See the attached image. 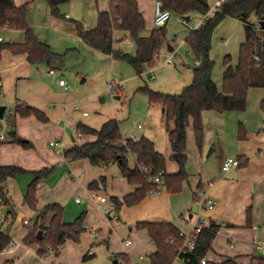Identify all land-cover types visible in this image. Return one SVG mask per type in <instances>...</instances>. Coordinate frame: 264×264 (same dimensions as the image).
I'll list each match as a JSON object with an SVG mask.
<instances>
[{
	"label": "crops",
	"instance_id": "1",
	"mask_svg": "<svg viewBox=\"0 0 264 264\" xmlns=\"http://www.w3.org/2000/svg\"><path fill=\"white\" fill-rule=\"evenodd\" d=\"M206 1L209 4V6H211L215 3L216 0H206ZM13 2L17 6L24 3L26 4L27 22L31 27L33 33L35 34V36L39 41L49 45L52 51L57 54V56L50 63L44 61V62H38L32 64L27 60L26 53L23 52L13 53L6 48L1 51L0 105H5L2 121L5 122L9 117V115L13 113L14 106L17 103H26L28 105L36 107L37 109L43 111L50 120L57 119L64 112V115L67 116L66 122L68 123V126H71V128L74 129V134L73 133L70 134L71 142L67 140L68 141L67 143L70 144H68L66 147H65L66 142L63 140L57 141L59 142V144L57 145H52V146L62 147L61 148L62 151L60 153L62 154L63 159L62 157H59V159L58 157L54 158L55 159L54 163L55 162L58 163L57 164L58 166L57 167L51 166L54 167V172L46 179L41 180L38 183L37 188L40 189V186L42 184H48V182H52L51 180H54L57 176H60L61 172H63L65 174H69L70 178H73L76 175L80 176L81 185L83 183V185L88 186L89 191H93V193L89 195H92L93 197H95L96 195H102L99 192L101 191L102 188L103 189L106 188V183L108 178L105 176L106 172H100L98 174L101 175L100 179H97L95 174L91 176H85V173L82 172V170H79L77 167H80L81 165L85 166L86 163L85 164L81 163L79 165L77 162L78 160L79 161L86 159L88 160V158L68 159L64 157L63 153L67 149H70L75 145L84 143V142L76 143L77 139L80 137H83V139H89V140H85V142L94 140L95 137L91 134H85V135L79 134V132L77 131V124L79 122L84 123L85 125L91 128H99L98 123H100L101 125L103 122L110 119V117L109 118L105 116L99 117L97 123L93 124V122L84 121L85 119L84 117H88L89 115L86 110H82L81 115L80 116L77 115L75 118L73 117L75 119L73 120L72 118L73 110L77 109L78 107L76 104L77 101L78 103L84 104L88 102L86 101L87 98L84 99L82 97L76 100L72 93L73 90H68L69 85L66 84V82H65L66 86H61L59 85V83L58 86H54L51 83L50 78H48L47 75H43V70H45L44 66L46 65L48 67L47 70L48 74L53 75L55 73L54 69L57 68L55 65H60L62 67L59 69L62 68L65 70L67 69L69 72L72 73V75L78 74L80 76L81 81L83 82L87 80V76L85 72H82L83 69L82 65L86 59H90L89 57H91L99 61H105L106 58H108V60H110L111 63L110 69L111 71H114V69L119 64L117 63L119 62V60L115 59L112 56V54L103 53L102 51L90 46L87 43V41L81 38L79 32L77 31L76 23L74 22V21H78L79 23H81L84 29L93 28L96 25L98 12L107 10L109 8L110 1L108 3V6L105 7L104 3L106 2L104 1L102 4H99L98 0H69L57 6L60 16H57L51 12V8L46 0H13ZM137 6L139 9L138 2H137ZM85 8H88V10H90L89 13L93 14L95 17L94 23L92 25H88L85 22V20L81 19L80 16L77 15L78 12L84 10ZM191 14H195L198 16V18L193 23L190 20ZM202 15L203 16L205 15V18L208 17L206 14H202L195 11H193L188 15V19H187L188 24L187 25L182 24L183 26L187 27V30L182 35L181 44H177L176 46L169 40L163 41V46L160 49L158 58L160 57L161 54H166L165 59L162 63L167 66H172L173 64L174 67H172V69L170 68L167 70L155 69V76L157 75V78L154 79V76H150V79H154L150 83V85L142 76L143 72L140 75L135 73V75L138 77L140 81L139 85L136 86V89L140 86H143L144 84H147L153 90H157L164 93L177 94L182 90L183 87L187 86L191 82L192 68L196 66L199 63V61L190 52L184 39L191 29L198 28L204 22L205 19H203ZM59 19L60 21H58ZM61 21L62 23H59ZM178 21H179V17H178ZM248 21L250 22L255 21V16L254 15H252V17L250 16L248 18ZM150 31L151 30L146 31L144 28L143 34L148 35ZM24 36H25L24 32L18 29L3 28L0 31V37L2 42H22L24 40ZM112 37H113L114 49H117L116 48L117 43H120L121 41L122 42L125 41L126 38H130L127 32L119 29L113 30ZM173 40L175 42V38ZM244 40H245V30H244L243 22L236 18L224 17L215 26L211 35V49H210L211 59H213L214 62H216L217 59L219 60L221 59L222 60L221 63H223L224 56L230 55L231 64L235 65L238 58L239 46L242 42H244ZM179 45L180 46L185 45V52L181 53L180 52L181 48L178 51ZM168 46H170L172 50H169ZM171 53L174 54V60L176 59L179 65L178 64L176 65L175 62H173L172 64L166 63L168 54ZM188 53H191L194 60L190 58ZM177 55L179 56L178 58ZM78 60L80 63L79 66H77L76 64L78 63ZM190 60L192 61L193 65L190 64L191 63ZM215 66L216 64H214L213 66L212 78L217 88L220 90L222 87V74L224 72L225 66L223 64L222 66L220 65V68L217 67L218 69L216 73L214 72ZM50 69L53 70V73L49 72ZM253 72H254V77L260 76L259 78L257 79L255 78V79L258 80L260 83L264 84V67L255 66ZM60 75L62 76L64 75V73H60ZM214 75H215V79H214ZM61 76L59 77V79L62 78ZM119 87L120 86L116 85L115 88H112V90L117 93ZM146 98L148 100V97ZM263 98H264V86L258 85V86H251L248 88L246 101L251 103L250 106L255 111L256 116L262 117L264 119V111L260 107V102ZM147 104L151 105V103H149L148 101ZM158 106L159 108H161L162 111H164V108L161 105ZM204 111L206 110H203L202 113ZM6 112L7 114L5 115ZM84 112L86 114H84ZM214 112L217 114H221V116H223L224 119L222 123L225 124L224 127L227 129V133H228L227 135H229L231 139L230 142L227 143V145L230 144L231 145L230 147L232 148L235 147L234 149H232L234 153L232 155H235L237 159H239L241 162L245 161L244 165H238L233 169L230 168L229 169L230 171L229 170L225 171V175H221L219 178L209 176L207 179L208 180L207 185L204 182H202L200 178L194 179V182L192 183L190 182L191 179L188 180L189 177L186 178L187 187H188L187 194L190 198L189 202L184 201L183 199L181 201L178 196L179 192H185V185H184L185 181H184L181 190L177 193H172L168 191L165 186H160L163 189L159 190V192L157 193L149 194L138 204L132 206H127L123 204L122 206H120L118 210L119 218L117 220H119L120 218L123 219L125 224L129 226L130 230H131V226L136 227V232L141 237L140 240L138 238V242L136 240L134 241L133 244L129 239L127 240L124 239L122 241L123 242L122 244L124 246H128L132 244V246H130L127 249V251L131 255H135L140 250L146 251V254L145 255L139 254L138 256H135L134 259L132 258V256H129L127 252L124 255H120V254L114 255V261H113L114 264H123L126 260H128L133 264H136L137 258L141 261H145L146 260L145 256L149 257L148 258L149 262H147V264H150V256L156 251L157 247L155 242L149 235V233L147 237V233H145V231L140 232L142 228L145 229L146 231L147 229L139 226V224L142 222H151V221L171 222L176 228L183 229L186 231L188 229V226L190 225V222L194 223L197 217L194 218V214L189 213V217L185 218L183 214L186 210H191L190 208L191 200L192 201L193 199L195 201L200 200V197L202 196V192L204 191H205L204 193L206 194L208 191V194L214 197L215 199L223 200L222 205H220V202L217 200V204L214 205L215 207L214 206H212L211 208L205 207L203 209V211L206 214L205 215L206 217L204 216L203 217L219 225V228L211 242L210 248L206 251L205 255L203 256L205 261L220 263L229 258V259H233L238 264H250L253 256H261L264 260V127L262 125L263 123L259 121L255 131L250 130V128H247L245 126L246 127L245 133L249 132L248 134L254 142L250 146L249 140H246L247 136H245L244 139H240L238 136L239 123L245 125L244 124L245 119L243 118V115H240V113L243 114L242 112H244V110L225 111V112L214 111ZM16 118H15L14 126H10L8 123H5L6 135L9 132V130L10 131L14 130L15 133L18 134L19 129L16 126ZM137 126L138 128H141L142 125L138 124ZM121 133L124 138H129L122 131ZM141 136H146L150 140H152L155 149L160 153H162L163 155H165L166 160L168 156L172 155V151L167 139V130L165 132L164 143H161L158 146L154 138H151L147 134L133 135L131 138L133 139L135 137L137 139ZM193 137L195 139V136L193 134L191 135L190 133L189 138L188 139L186 138L187 165H189L190 147L194 145ZM7 142H12V141H7ZM23 142L27 144L26 146H29L30 144L28 141H23ZM206 143L209 146L211 145V142H208L203 134L201 150L202 148L206 147ZM12 144L10 145L13 146ZM4 145L0 143V148H2ZM218 148L220 150L221 146H218ZM15 151L19 154H22L21 151H18V149H16ZM55 151L58 152L57 150ZM211 151H216L215 144L211 145ZM246 154H248V157L246 156ZM127 155L128 154H126L125 156L128 160V165L130 168H133L136 165L135 157L133 155L132 156H127ZM35 157L37 159L27 156L25 159L28 160V164H23V163L11 164L14 162H8L10 159L16 158V156L10 158L7 162L6 161L1 162L0 160V164L17 165L29 172H35L43 168V166H41L43 165L42 164L43 162L40 161V157L38 155H35ZM129 159L131 161H129ZM100 165L102 167L107 166V168H109L110 166H114V165L117 166V163L113 161L109 163H100L94 166H100ZM38 167L41 168L39 169ZM171 169H173L172 166ZM177 171L174 172L172 171L171 173H176ZM226 172L230 173V175H228V173L226 174ZM71 173H74V176H72ZM122 177L125 178L124 176ZM32 179H33V175L30 173L21 174L16 176L15 178H8L3 183L5 188V195L8 198V204L3 205L1 209L2 212L5 214L6 218L4 221H0V230L8 233L11 236L12 241L4 250L0 252V261H1L0 264L22 263L24 259H26L25 264H56L60 261H63V259L69 261L68 255L64 254L66 251H71L73 253H75V251L76 252L78 251V247L77 246L74 247L73 245H69L71 247L70 250L66 249L67 247L66 245L67 240H66L65 243L59 247V250L56 254L48 253L51 255V258H49L50 256H47L45 258L44 256H39L33 247L24 244L23 238L27 234L28 230L27 227L24 229L23 226H21V223H19L18 221L20 220L21 216H18V206L16 203L20 202V204H22L24 208L28 209L31 212V214L35 211L33 215H28V219L34 222L38 210L41 207L40 208L35 207L33 210V208H30L28 204L24 201V195L26 192L27 185L30 183ZM125 180L128 183L127 186L124 185L125 181L123 182L121 180L124 188L123 189L124 192L122 194L123 196L133 192L137 186L135 184L129 183L126 178ZM93 182H95L96 184L92 187H89V185ZM228 185H231L232 191H234L235 188H238L240 186H241L240 189H243L245 191V195L242 198L243 202L240 205L238 201L233 203V199H231L232 194L231 196H229L230 193L227 190ZM236 195L240 197L239 191L238 194ZM123 196L119 198L118 195L114 194L110 197L107 196L106 197L107 199L108 198L111 199V197H114L116 199L121 200ZM225 197H228V199L225 200ZM80 202L81 200L79 199L77 203ZM54 203L59 204L57 201ZM247 206H250L251 210L249 217L245 222V217H246L245 213ZM237 208H240L239 215L237 214V210H238ZM84 209L83 206L77 205V211L75 212V214L71 215L70 213L69 215H71V217H74L72 218L73 220L81 214L84 217L83 211L85 212L88 211V208L85 207ZM235 209L237 210L235 211ZM78 211L81 212L79 213ZM63 214L64 213L62 212V219L64 222L73 221L72 219L66 220ZM178 215H180L181 217L180 221L178 220ZM66 217L67 219L71 218L68 216ZM182 219H184L186 223H183ZM222 220H225L226 226L228 225L229 227H225V228L222 227V223H224ZM22 224L24 223L22 222ZM82 226L84 231L88 228L93 229L94 227L92 224L85 225L83 221H82ZM220 230H222V232H219ZM228 234H232L235 236L236 244H237L235 245V241L231 243L232 239L229 238L230 247L232 248L231 251L229 252L227 250H223L217 240L218 238L217 235L227 236ZM89 237H90L89 247L93 246V244L95 243H98L97 242L99 240L98 232H96L95 230L89 231ZM141 245L144 246L139 247ZM258 246L261 247L259 248ZM87 253H90V256L95 255L93 252L91 254L90 250L82 251V259L87 258L85 257Z\"/></svg>",
	"mask_w": 264,
	"mask_h": 264
},
{
	"label": "trees",
	"instance_id": "2",
	"mask_svg": "<svg viewBox=\"0 0 264 264\" xmlns=\"http://www.w3.org/2000/svg\"><path fill=\"white\" fill-rule=\"evenodd\" d=\"M51 12L59 15L57 6L69 0H46ZM156 1V0H155ZM162 7L171 11L174 15L186 16L190 12L205 14L209 9L206 0H158ZM255 16V21L248 18ZM232 17L243 22L245 40L239 46L238 58L235 65L231 64L230 55L223 58L225 66L222 74V87L219 90L213 81L212 70L214 61L210 57L211 35L215 26L224 18ZM76 23L77 31L87 43L106 54H112L117 60L127 62L140 75L148 66H153L159 56L163 41L165 40V25L153 28L148 35L143 34L145 21L139 11L136 0H110L109 8L98 12L96 25L90 29H84L81 23ZM3 28L18 29L24 32L22 42L0 41V55L3 49L13 53H26L27 60L32 63H50L57 54L49 45L39 41L27 22L26 4L15 5L13 0H0V31ZM125 31L130 36L134 52H126L113 47V30ZM188 49L199 63L192 68L191 82L182 88L177 94L164 93L151 89L147 84L138 87L145 93L149 103L159 104L164 108L167 122V139L179 169L176 173L166 172V157L154 147V143L146 136L136 140L124 138L119 120L110 118L103 122L99 128H91L84 123L77 124L79 134H91L95 138L67 149L63 155L68 159L88 158L91 164L116 162L120 173L131 184L137 185L135 190L123 196L121 200L111 197L118 211L120 206H132L141 202L149 194L157 193L160 186H165L168 191L177 193L181 190V182L186 179L185 164L186 155V127L192 122L195 144L202 147L203 126L201 112L213 110L216 112L243 111L246 107L247 90L251 86H264L254 77V67H264V0H224L217 11L207 17L198 27L191 29L184 39ZM264 111V98L260 102ZM33 114L40 121H47L46 114L26 103H17L13 113L7 118L10 126H14L15 118ZM3 119H0V131L3 128ZM9 138H8V137ZM7 136L0 138V143L7 141L19 142L20 139L14 130H9ZM238 136L245 138V129L241 123L238 125ZM27 145L25 142H21ZM135 157L136 165L130 168L126 154ZM245 161L239 160V165ZM141 165L145 166L143 169ZM54 172V167H44L35 172H29L17 165L0 164V196L3 205L8 204L3 183L8 178H15L21 174H32L33 179L27 185L24 201L30 208L36 207L35 190L37 184L49 177ZM157 176L159 181H155ZM93 182L89 187L94 186ZM205 192V191H204ZM202 192V194L204 193ZM250 206L246 207L247 219L250 214ZM82 214L72 222H64L62 219V207L52 203L41 207L31 226L27 227V234L23 238L26 245L33 247L39 256L48 253H57L59 247L66 240L77 241L83 231ZM139 226L147 229L149 235L156 244V251L150 256V264H173L177 256L178 248L170 244L174 239L181 242L178 236L179 229L171 222H142ZM219 225L210 222L202 227L198 233L196 246L190 254V262L198 263L206 251L210 248L213 237ZM38 230L42 236L37 237ZM12 241L11 236L0 230V252ZM205 264H238L233 259H226L220 263L205 261ZM250 264H264L261 256H253Z\"/></svg>",
	"mask_w": 264,
	"mask_h": 264
},
{
	"label": "rangeland",
	"instance_id": "3",
	"mask_svg": "<svg viewBox=\"0 0 264 264\" xmlns=\"http://www.w3.org/2000/svg\"><path fill=\"white\" fill-rule=\"evenodd\" d=\"M104 2L105 7L108 6V3L110 0H98L99 4H102ZM139 5V9L142 12L144 16L145 21V30L149 31L153 28L158 27L154 21V4L155 0H136ZM74 3V2H73ZM90 10L88 8H85L84 10H81L77 13V15L80 16L81 19L85 20V22L88 25H92L94 23L95 17L93 14L89 13ZM192 13V12H190ZM50 15V14H49ZM203 16V15H202ZM178 15H174L171 12V17L169 18V21H167L164 25L166 27V35L165 40L171 41L174 45L177 46V44H181L182 41V35L186 32L187 27L183 26L178 21ZM252 17V16H251ZM198 18L197 15L191 14L190 20L192 23ZM151 19V21H150ZM203 19L205 18V15L203 16ZM60 21V19L58 20ZM59 23H62L59 22ZM175 38V42L174 39ZM127 40V41H126ZM125 41H121L120 43H117L116 48L122 49L123 51L133 53L134 52V46L130 38H126ZM122 43V44H121ZM181 48L180 52H185V45L180 46L178 48ZM174 56L173 53L168 54V57ZM190 58L192 60L193 57L191 53H188ZM166 54H161L158 59L155 60V63L153 66H148L143 71L142 76L145 78L147 83L150 85V83L157 78V75L155 76V69H172V66L164 65L162 62L165 59ZM172 56V57H173ZM188 56V57H189ZM167 57V58H168ZM179 56L177 55V58ZM86 59L83 62V69L82 72H85L87 76L86 81H81L80 76L77 74H73L69 72L67 69H59L62 66L55 65L57 68H55V73L53 75L48 74L47 70L48 67L45 65V70H43V75H47L48 78H50L51 83L54 86H58V79L61 76L60 73H64L62 75V79L66 82V84L69 85L68 90H73V96L76 100L80 98H87L86 103L81 104L77 101V109L73 110L72 118L76 117L77 115H81L82 110H86L88 113V117H84V121L93 122V124L97 123V120L99 117H107V118H116L120 121V130L126 134L127 137L131 138L133 135H141V134H147L151 138H154L155 142H157V146L161 143H164L165 140V132L167 130V125H171V122L166 119L165 111H162L161 108H159V104L151 103V105L147 104V96L145 93L141 92L136 89V86L139 85L140 81L138 77L135 75V71L133 68L125 61L119 60L118 66L114 69V71H111L110 69V60L106 58L105 61H99L95 58ZM178 60V59H177ZM221 60V59H220ZM219 59L214 62L216 64L214 68V72L216 73L217 69L220 68V65L222 66L223 63L222 60ZM122 61V62H120ZM70 62V61H69ZM175 64L179 65V63L174 60ZM190 64H192V61L190 60ZM70 64V63H69ZM77 66L80 65L79 60L78 63H76ZM179 67V66H177ZM218 67V68H217ZM259 68V67H258ZM260 69V68H259ZM260 72V71H259ZM262 73V72H261ZM154 74V75H153ZM157 74V72H156ZM150 76H154V79H150ZM263 76V74H262ZM260 76H255V78H259ZM215 79V75H214ZM218 80V79H216ZM120 86L117 90V93L112 90V87L115 88V86ZM118 95L119 97L116 98L115 96ZM103 98V99H102ZM103 100V101H102ZM251 103L246 101V107L244 109L243 114L240 113V115H243V118L245 119V122L243 127L246 130L247 128H250V130H256V127L258 126V122H262L264 127V119L262 117L256 116L255 111L250 106ZM250 106V107H249ZM7 112L5 113V115ZM47 116V115H46ZM16 126L19 129L18 130V138L20 139L19 142H6L2 143L4 145L2 148H0V160L1 162L8 161V162H14L11 164H28V160L25 158L27 156L32 157L34 159H37L35 155H38L40 157V161H42L43 168L44 167H51L55 166L57 167L58 163H54V158L62 157V154L60 153L62 151L61 146H52L49 144L50 141L56 142L59 140H63L66 142L65 147L70 144L67 143L71 142L70 140V134H74V129L71 128V126H68V123L66 122L67 116L64 115V112L61 116H59L57 119L50 120L48 118L47 121H40L33 115H27V116H16ZM73 118V120H75ZM223 116L221 114L215 113L213 110H206L203 113L201 112V122L203 126V134L205 139L208 142H211V145L215 144L216 151H209L211 148V145H207L206 147L199 149L197 145L195 144V139L193 137L194 145L190 147L189 150V165L185 164V170L187 172V177L190 182H194V179L200 178L202 182H204L207 185V179L209 176L219 178L221 175H225V171L221 169V165L225 158L231 156L233 158H237L233 153L234 148L230 147L231 145L227 143L230 142V136L227 135V129L224 127L225 124L222 123ZM19 121V122H18ZM18 122V123H17ZM5 122H3V128L1 129V132L6 135L5 131ZM91 124V123H90ZM138 124H141V128H138ZM246 126V127H245ZM98 127H100V123H98ZM193 134V125L192 122L187 125L186 127V138H189V135ZM249 132L245 133V136H247L246 140H249L250 146L254 143L253 140L250 138ZM262 133V132H261ZM189 134V135H188ZM188 135V137H187ZM85 140L89 139H83V137H80L77 139V142H85ZM245 140V141H246ZM28 141L30 144L29 146L23 145L21 142ZM13 143V144H12ZM12 144L13 146H11ZM188 146V145H187ZM218 146H221L220 150ZM189 147V146H188ZM187 147V148H188ZM18 149V151H21L22 154L17 153L15 150ZM57 150L58 152H56ZM249 152V151H248ZM247 153V152H246ZM127 156H132V154L128 153ZM248 157V154H246ZM63 159V157H62ZM239 160V159H238ZM129 161H131L129 159ZM166 172H174L179 169V165L177 161L170 156L167 157L166 160ZM187 162V161H186ZM64 163V161H63ZM62 163V164H63ZM79 165L81 163H86L85 166L81 165L80 167H77L79 170H82V172L85 173V176H91L93 174L96 175L97 179H100L101 175H98L100 172H106L105 176L107 178L106 188L101 189L99 192L100 194L110 197L114 194L118 195L119 198L123 195V184L121 180L124 182V185H128L125 178H123L119 172V169L116 165L110 166L109 168L100 166H94L91 165L90 162L86 160H78L77 162ZM41 164V163H40ZM35 166V165H32ZM171 166L173 169H171ZM237 166H233L235 168ZM39 169L41 167H38ZM72 168V167H71ZM230 171V170H229ZM73 172V170H72ZM76 172V171H74ZM228 172H226L227 174ZM72 176H74V173H71ZM230 175V173H228ZM52 182H48V184H42L40 186V189L37 188L35 190V198H36V207H44L45 205L49 203L58 202L63 210L64 213L63 216L66 220H71L74 217H71L72 214H75L77 211V205L83 206V209L85 207L88 208V211L84 212L83 217V223L85 225L92 224L94 227L93 229H86L83 230L80 235L79 239L77 241L73 240H67L66 241V249H71L69 245H73L74 247H78V251L75 253L71 251H66L64 254H67L69 257V261L63 259V261H60L56 264H114V255H124L126 252L129 254V256H132L134 259L135 256H138L139 254L145 255L146 251L140 250L135 255H131L127 249L132 246L134 241L141 239V237L136 232V227L131 226V230L127 224L123 221V219H119V213L115 210L110 211V214H106L104 211V206L108 207L110 206V198L107 199V202L104 204H99L98 202L92 200L90 198L89 194H92L93 191L88 190V186L81 185V177L75 176L73 178H70L69 174H65L63 172L60 173V176H57L54 180H51ZM185 181V182H184ZM183 182L185 183V192H179L178 196L180 200L182 199L184 201H190V198L187 194L188 187H187V180L184 179L181 182V187ZM211 183V182H210ZM183 185V186H184ZM241 187V186H240ZM240 187L235 188L234 191L231 189V185H228L227 190L229 191V196H231V199H233V203L238 201L239 205L243 202L242 198L245 195V191L243 189H240ZM38 189V190H37ZM163 189L160 187V190ZM240 189V190H239ZM240 194V197L236 194ZM212 201L214 205L217 204V200L220 202V205L223 204V200L221 199H215L214 197L206 194ZM228 196V197H229ZM228 197H225V200L228 199ZM78 198L81 200L80 203H77L75 199ZM201 199V197H200ZM19 200V199H17ZM51 201V202H49ZM222 202V203H221ZM18 206V216L20 217L19 223H21V226L23 228H26V225L22 224V218H28V215H33L34 212L31 214V212L24 208L22 204L16 203ZM203 202L200 200H191V210H186L183 214L185 218L189 217V213L194 214V218L197 217V215H202L206 217L205 212L203 209L201 210V205ZM213 205V206H214ZM215 207V206H214ZM238 209V210H237ZM235 209L237 210V214L239 215L240 208ZM34 210V209H33ZM85 210V209H84ZM79 212V211H78ZM81 212V211H80ZM79 212V213H80ZM97 212V213H96ZM71 213V215H69ZM78 213V214H79ZM117 214L118 218H115L114 215ZM246 215V213H245ZM71 217L70 219H67V217ZM73 220V219H72ZM178 220H181L180 215H178ZM224 223L222 224V227H229L226 226V221L222 220ZM247 221V215L245 217V222ZM211 221L207 220L206 225H209ZM32 223V222H31ZM193 223L190 222V225L188 226L189 230L191 228V225ZM223 229V228H222ZM95 230L98 232L99 240L98 243L93 244V246H90V237H89V231ZM183 230V229H182ZM186 230V231H187ZM132 231V232H131ZM145 231L148 232L145 229H141L140 232ZM139 232V233H140ZM219 232H222L220 230ZM134 233V234H133ZM227 234V233H226ZM218 243L221 246L223 250H227L228 252L231 251L229 238L232 239L231 243L235 241V236L232 234L225 235H217ZM129 239L132 244L128 246H124L122 243L123 240ZM149 239V238H147ZM143 240V239H142ZM65 243V242H64ZM63 243V244H64ZM62 244V245H63ZM147 244V243H146ZM61 245V246H62ZM144 245H141L139 247H143ZM90 250L91 254L92 252L95 255L90 256V253H87L85 257L86 259H82V251ZM210 253V252H209ZM212 253V252H211ZM47 256L51 255H45ZM146 260L141 261L137 257L136 264H147L149 262L148 256H145ZM26 259L22 263H16V264H25ZM57 260V259H56ZM66 263H65V262ZM1 263V261H0ZM123 264H133L126 260ZM173 264H181L180 260L175 258Z\"/></svg>",
	"mask_w": 264,
	"mask_h": 264
},
{
	"label": "built area",
	"instance_id": "4",
	"mask_svg": "<svg viewBox=\"0 0 264 264\" xmlns=\"http://www.w3.org/2000/svg\"><path fill=\"white\" fill-rule=\"evenodd\" d=\"M224 0H216L215 3L213 5H211L208 9V11L205 13L208 17L212 16L218 9V7L220 6V4L223 2ZM171 17V11L164 9L162 7V3L158 0L155 1L154 4V21L156 23L157 26H162L164 25L169 18ZM179 21L181 22V24L187 25L188 24V20L182 16L179 17ZM0 41H1V37H0ZM173 56V55H172ZM168 57L166 60L167 64H172L174 62V56L173 57ZM50 73H53V70L50 69L49 70ZM59 85L61 86H66L65 81L60 78L58 80ZM113 88V87H112ZM84 114H86L84 112ZM5 137L4 133L0 131V138ZM133 140H136V138L134 137ZM51 145H57L59 144V142H50ZM239 165V160L237 158H233V157H227L222 165H221V169L223 171H228L230 168H232L233 166H238ZM141 167L143 169H146L145 166L141 165ZM155 181H159V178L157 176L154 177ZM90 198L93 199L94 201L98 202L99 204H104L107 202V197L104 195H96L95 197H93L92 195H90ZM76 202L79 201L78 198L75 199ZM203 202V204L201 205V210L206 208H211L214 204L212 203L211 199L206 195V193H203L200 199V202ZM2 207H3V200L0 196V221H4L6 216L5 214L2 212ZM115 210V205L114 203L111 201L110 202V206L106 207L104 206V211L106 214H110V211ZM115 218H118V215L115 214L114 215ZM207 219L204 218L202 215H197L196 220L194 221V223L191 225V228L187 231L179 229L178 231V236L181 238V242L180 243H176V241L174 239H170L169 243L176 245L178 248V253L176 258L180 259L182 264H205V259L202 257L200 258V260L198 261V263H191L190 262V254L193 252L195 246H196V240L198 237V233L201 231L202 227L204 226H208L206 225ZM22 222L27 226H31V222L28 218H23ZM183 223H186L184 219H182ZM223 224V223H222ZM129 242V240H128ZM259 248L261 246H258Z\"/></svg>",
	"mask_w": 264,
	"mask_h": 264
},
{
	"label": "water",
	"instance_id": "5",
	"mask_svg": "<svg viewBox=\"0 0 264 264\" xmlns=\"http://www.w3.org/2000/svg\"><path fill=\"white\" fill-rule=\"evenodd\" d=\"M186 19H188V15L184 16ZM168 49L169 50H172L170 46H168ZM116 98H118L119 96L116 95L115 96ZM4 110H5V105H0V119H3V113H4ZM211 151V148L209 149L208 153ZM41 234H42V231L41 230H38L37 232V237L40 238L41 237Z\"/></svg>",
	"mask_w": 264,
	"mask_h": 264
}]
</instances>
